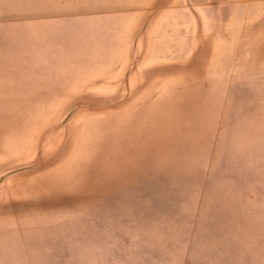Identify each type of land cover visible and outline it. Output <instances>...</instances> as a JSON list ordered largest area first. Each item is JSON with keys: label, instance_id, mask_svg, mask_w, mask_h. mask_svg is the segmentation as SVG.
<instances>
[{"label": "rangeland", "instance_id": "obj_1", "mask_svg": "<svg viewBox=\"0 0 264 264\" xmlns=\"http://www.w3.org/2000/svg\"><path fill=\"white\" fill-rule=\"evenodd\" d=\"M0 264H264V0H0Z\"/></svg>", "mask_w": 264, "mask_h": 264}]
</instances>
